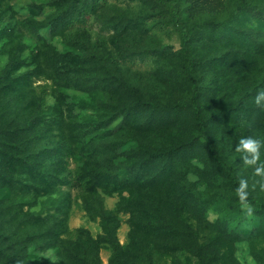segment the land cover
I'll use <instances>...</instances> for the list:
<instances>
[{
	"label": "trees",
	"instance_id": "1",
	"mask_svg": "<svg viewBox=\"0 0 264 264\" xmlns=\"http://www.w3.org/2000/svg\"><path fill=\"white\" fill-rule=\"evenodd\" d=\"M45 1L44 4L23 9L28 16H24L21 25L35 41L32 48L16 41L13 28L0 31L3 32L0 38H8L10 43L6 52L7 62L0 71V113L10 112V97L15 94L21 99L18 109L26 115L22 120H17L20 117L18 115L11 122L1 123L0 264H47L43 254L49 250L55 256L63 257L66 264H95L93 261L98 247L92 246L100 243L109 244L113 249L111 264H121L119 246L107 225L109 221L103 209L101 194L122 191L125 186L113 184L122 182L120 174L125 170L131 174L126 179L130 181V186L144 190L141 200L152 214L148 222L158 224L153 226L154 231L158 235L171 237L176 233L175 225L180 223L188 231L187 234L182 232V236L197 243L198 236L192 224L178 217L176 211L185 196H191L189 204L201 207L207 197L192 200L193 186L179 185L171 174L173 165L180 159L189 158L199 146L208 160L206 164L212 175L250 207L249 214L264 217V205L246 187L241 189L240 172L234 167V162L227 161L231 156L228 143L216 139V131L211 132L209 129L219 118L226 119L232 114H241L243 117L255 115L254 105L248 108L246 103L264 88V73L244 77L239 86V96L236 92L233 94L236 98L234 102H228L227 94L218 111L207 118L203 114V92L196 78L199 62L193 54L192 37L181 18V9L186 3L199 5L202 1L203 6L213 0H144L145 3L164 7L167 16L165 22L177 29L180 45L177 60L182 66L181 73L187 87L184 99L175 95L176 88L173 85L169 87L170 95H160L157 82L163 81V78L157 81V78L147 75L154 80L150 83L148 94L144 95L137 82L128 83L123 77L119 60L126 62L146 54L142 46L133 45V41L138 39L147 23V10L141 15H107V0ZM45 9L49 10L46 16L43 15ZM40 17L42 19H38ZM101 17H107L101 22L107 34L112 32L133 42L128 47H120L125 55L107 53L103 51V42L91 38L85 25L91 19L97 21ZM252 19L253 23L264 25V3L238 0L234 4L230 1L223 17L204 19L197 26L203 32L212 30L227 36L225 38L228 40H237L240 37L238 28ZM243 31L249 37L256 35L251 38L253 44L264 43V40H259L260 36L264 37L259 30L246 28ZM56 37L63 42L61 50L52 44ZM244 44L238 46L243 47ZM28 49L30 57L21 59L22 53ZM22 68L29 70L21 76L8 78ZM40 78L50 81L54 88L55 103L49 106L47 112L44 111L47 107L45 90L29 95L33 81ZM115 83L122 89V99L126 98L127 102L117 104L112 97L101 99V112L97 118H64L65 113L71 117V113L88 107L90 103L89 98L82 100L70 92L91 97ZM228 87L236 89V82L229 83ZM24 103L26 108L22 105ZM174 115L188 118L195 135L177 142L175 146L164 145L159 149L139 148L132 139L133 133L138 134L145 126L155 123L163 125ZM39 141L42 142L41 146L36 144ZM134 142L135 148L127 151L125 145ZM33 143L40 147L32 151L35 149ZM135 159L141 163L135 164ZM117 163H122V166H116ZM70 164L74 165L73 168H70ZM159 185L164 186V191L155 197L151 192ZM63 188L76 193V200L84 204L91 219H100L103 235L93 240L86 230L77 229L67 233V227L61 228L59 221L53 222L52 217L32 211L39 199L58 193ZM223 200L226 201V197ZM247 214L242 213L238 219L244 220ZM83 237L89 244L79 241ZM143 255L148 261L150 254L143 250Z\"/></svg>",
	"mask_w": 264,
	"mask_h": 264
},
{
	"label": "rangeland",
	"instance_id": "2",
	"mask_svg": "<svg viewBox=\"0 0 264 264\" xmlns=\"http://www.w3.org/2000/svg\"><path fill=\"white\" fill-rule=\"evenodd\" d=\"M230 1L237 4L238 0H218L217 3L213 0L203 6L202 1L199 2V5L186 3L184 4L186 7L183 5L181 9V18L192 37L193 54L199 62L196 78L202 88L203 114L206 118L219 110L222 106L221 101L227 97V94H229L228 102L236 99L233 97L235 92L239 96V86L244 77L248 78V76L264 73V43L253 44L251 38L256 35L249 37L243 31L250 28L259 30L260 34L264 35V25L253 23V19L250 22L245 21V26L238 28L240 37L237 40L232 38L228 40L225 38L227 36L212 30L203 32L197 26L204 19L223 17L228 11ZM45 2V0H0L2 12L0 31L3 28H13L16 41L32 48L35 41L25 30L23 24L21 25L24 16H28L23 9ZM256 3H264V0H256ZM106 5L107 15L121 13L132 16L141 15L144 10L149 12L143 31L139 33L138 39L133 41L135 42L133 45L140 44L146 54L133 60L128 59L126 62L123 59L119 60L125 81L128 83L137 82L141 93L147 95L149 86L154 80L150 77L157 78V81L163 78V81L157 82L160 95L161 93L162 96L170 95L169 87L173 85L176 88L175 95L184 99L187 96V87L181 73L182 66L177 60L180 48L179 37L177 29L172 24L165 22L167 17L165 8L159 4L145 3L144 0H107ZM48 14L49 10L45 9L43 15ZM106 18L101 17L97 21L91 19L85 25L87 31L93 40L103 42V51L125 55L120 47H128L133 42H128L126 37L121 38L112 32L107 34L102 26ZM38 19H42V17ZM1 34L3 32L0 33V36ZM259 40H264V37L260 36ZM62 43L58 37L52 40L53 46L58 50L62 49ZM8 44H10L8 38H0V71L8 59L6 54L10 48ZM238 44L244 45L239 47ZM29 54L30 50L28 49L22 53L21 59L27 60L30 57ZM251 61H256V63H251ZM27 70L29 68H22L8 78L21 76ZM0 76H2L1 72ZM235 82L236 89L228 87L229 83ZM31 88L29 95L45 90L47 107L44 111L47 112L49 106L55 103L54 88L51 82L40 78L33 81ZM70 94H75L82 100L89 98L90 103L88 107L79 108L71 113V117L65 113L66 120L73 117L82 120L87 117L97 118L101 112L99 110L101 99L112 97L117 104L123 101L127 102L126 98L122 99V89L117 83L109 88L105 87L99 90L91 97L83 96L77 92H70ZM10 98L12 101H9L10 112L0 113L3 115L0 116L2 117L0 118V129L2 121L11 122L12 118L18 115L20 117H17L19 118L17 120H22L26 116L24 111L21 112L18 109L21 107V103H19L21 99L19 100L15 94H12ZM246 104H248V108L251 107L250 105H254L255 115L243 117L241 114H232L226 119L219 118L215 125L209 126V129L211 132L216 131V139L228 143L231 153L227 159L228 163L234 162V167H237L240 172L241 181L246 182L247 190L264 205V176L255 173V167L260 162H264V146L260 149V161L257 162V165L252 166L245 164V160L250 159V156L237 151L239 141L243 137L252 136L264 139V100L257 105L255 98L251 97ZM22 105L27 107L25 103ZM64 111L68 112L66 109ZM151 126V124L145 126L138 134L133 133L132 139L136 141L139 148L159 149L164 145L175 146L177 142L195 135V132L191 130L188 118H181L178 115L170 117L163 125L155 123L153 128ZM34 143L35 149L32 151L42 145L40 141L36 143L40 146H36ZM134 148L135 142L125 145L127 151ZM206 162L208 160L199 146L189 158L177 161L172 167L173 174H171L179 185L193 186L194 198L192 200L195 198L202 200L207 197L205 201L203 200L204 203L201 207L189 204L191 196H185L180 200L181 206L176 211L178 217L187 219L192 224L193 231L198 236L197 243L182 236V232L187 234L188 231L180 226V223L175 225L176 233L171 237L158 235L154 231L153 226H158V224L148 222L151 220L152 214L150 208L142 203L141 194L144 190L130 186V181L126 180L131 175L128 170L120 174L122 182L113 184L118 187L125 186L122 191L110 195L101 194L103 209L109 221L107 225L110 232L114 233L113 239L119 246L121 264H264V217L249 214L250 207L212 175ZM140 163L138 160L135 161V164L139 165ZM73 166L70 164V168ZM116 166L121 167L122 163H117ZM154 190L151 194L160 196L164 191V186L159 185ZM224 197H226V201L223 200ZM183 201H185L184 204ZM32 211L41 216L52 217L53 222L59 221L61 228L67 227V233L77 229L86 230L93 240L103 235L100 219H91L84 209V204L76 200V193L67 192L65 188L59 190L58 193L49 194L48 197L39 199ZM242 213H248L244 220L238 219ZM175 219L177 221L176 215ZM85 238L83 237L79 241L89 244ZM92 247H98L97 256L93 261L95 264L112 263L113 249L109 244L100 243ZM143 250L150 254L148 261H145L146 256L143 255ZM198 256L203 261H200ZM43 258L47 260V264H66L63 257L55 256L51 250L46 251Z\"/></svg>",
	"mask_w": 264,
	"mask_h": 264
},
{
	"label": "clouds",
	"instance_id": "3",
	"mask_svg": "<svg viewBox=\"0 0 264 264\" xmlns=\"http://www.w3.org/2000/svg\"><path fill=\"white\" fill-rule=\"evenodd\" d=\"M262 100H264V90H260L257 93V96L255 97V103L259 105ZM262 146H264V139L248 136L240 139L237 151L250 156V159L245 160V164L252 166L257 165V162L260 161V149ZM255 173L257 175L264 176V162H260L259 165L255 167ZM245 186L246 182L241 181V189H243Z\"/></svg>",
	"mask_w": 264,
	"mask_h": 264
}]
</instances>
